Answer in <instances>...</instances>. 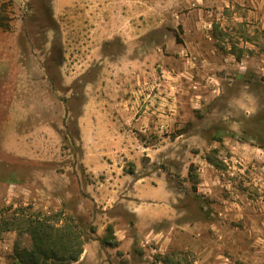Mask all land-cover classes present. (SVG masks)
<instances>
[{"label": "rangeland", "instance_id": "rangeland-1", "mask_svg": "<svg viewBox=\"0 0 264 264\" xmlns=\"http://www.w3.org/2000/svg\"><path fill=\"white\" fill-rule=\"evenodd\" d=\"M112 6L114 22L139 23L135 47L143 46V59L159 72L163 49L178 65L179 43L193 41L183 57L201 71L184 88H201L203 105L182 92L167 129L151 124L142 133L131 125L125 141L83 140L85 85L102 67L79 61L84 54L72 34V5L0 0V31L16 32L33 88H49L48 117L56 127L53 156L0 151V264H18L16 244H30L26 214L39 212L82 222L90 239L73 264H264V0H112ZM124 51L120 42L105 50L114 60ZM109 148L124 150L104 158L114 159L116 170L92 174L84 160L95 165L92 152ZM201 158L217 178L215 194L202 184ZM162 173L182 193L177 217L163 204L126 201L138 176ZM152 182L144 188L154 196ZM242 196L248 200L240 218L214 209L222 199L225 207L244 205ZM156 231L163 235L155 239Z\"/></svg>", "mask_w": 264, "mask_h": 264}, {"label": "crops", "instance_id": "crops-1", "mask_svg": "<svg viewBox=\"0 0 264 264\" xmlns=\"http://www.w3.org/2000/svg\"><path fill=\"white\" fill-rule=\"evenodd\" d=\"M64 3L73 7L68 11L73 17L72 34L84 54L80 55L82 57H79V61L90 62L89 65L91 62H99L102 67L98 75L85 85L90 90V98L85 105L86 111L78 120L83 140L125 141L130 138L131 125L142 133L151 124L156 128L160 126V129H164L162 127L165 126L167 129L178 113L176 99L182 92H188L192 102L203 105L199 98L202 94L196 91L201 88H184L185 84L194 86L193 78L197 71H201L194 67L192 57H183V52L190 50L193 41L185 39L179 43L180 47L176 48L180 55L178 65H174L172 56L163 49L158 60L161 67L159 72L153 68L152 62L143 59V46L135 47L141 35L137 31L140 29L139 23L131 20L114 22L112 0H64ZM195 41L198 46L204 44L202 38H196ZM114 42L125 46L124 53L116 60L105 52L106 47ZM20 46L16 32L0 31V151L10 157L47 158L55 153L54 149L50 151L49 143L56 141V127L48 117L49 88L46 86L44 92L42 88H33L32 77L27 74L25 55ZM55 90L52 88V91ZM60 102L65 105L63 100ZM107 150L97 149L92 152L96 158L95 165L89 159L84 160L92 174L97 175L102 170H116L112 162L114 159L108 162L104 158L118 156V153L123 155L124 150ZM90 156L86 150L85 157ZM211 167L206 159L199 160L202 184L209 185L208 189L215 194L219 187L215 186L217 178L213 177L215 174L212 175ZM152 181H155L154 196L153 192L144 188L153 185ZM169 181L165 173L138 176L126 201L136 205L163 204L168 207L169 215L177 217L181 214L177 204L181 201L182 193L177 191L176 186H171ZM245 200L248 198L242 196L244 205L235 202L233 207L227 208L223 203L228 201L222 199L214 209L224 216L240 218L247 206ZM248 205H253V202L250 201ZM162 235L163 232L156 231L154 238ZM167 239L171 241V236ZM165 249L160 247L159 251L163 253Z\"/></svg>", "mask_w": 264, "mask_h": 264}, {"label": "trees", "instance_id": "trees-1", "mask_svg": "<svg viewBox=\"0 0 264 264\" xmlns=\"http://www.w3.org/2000/svg\"><path fill=\"white\" fill-rule=\"evenodd\" d=\"M177 41L180 42L179 38ZM31 207L21 210L26 212ZM26 215L24 225L30 244L27 247L16 244L14 252L18 264H73L79 261L90 239L83 235L86 230L79 218L44 212Z\"/></svg>", "mask_w": 264, "mask_h": 264}, {"label": "built area", "instance_id": "built-area-1", "mask_svg": "<svg viewBox=\"0 0 264 264\" xmlns=\"http://www.w3.org/2000/svg\"><path fill=\"white\" fill-rule=\"evenodd\" d=\"M162 128H166V127L163 126ZM224 161H225V162H228V161H229L228 158H227V156H225Z\"/></svg>", "mask_w": 264, "mask_h": 264}]
</instances>
